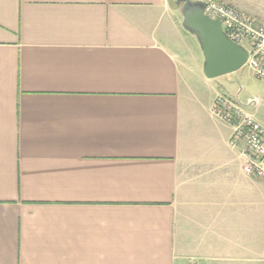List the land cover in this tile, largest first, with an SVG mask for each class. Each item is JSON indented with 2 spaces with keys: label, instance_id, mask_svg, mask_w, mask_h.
Listing matches in <instances>:
<instances>
[{
  "label": "crops",
  "instance_id": "1",
  "mask_svg": "<svg viewBox=\"0 0 264 264\" xmlns=\"http://www.w3.org/2000/svg\"><path fill=\"white\" fill-rule=\"evenodd\" d=\"M175 4L0 0V264H264V181L219 93L199 127Z\"/></svg>",
  "mask_w": 264,
  "mask_h": 264
},
{
  "label": "built area",
  "instance_id": "2",
  "mask_svg": "<svg viewBox=\"0 0 264 264\" xmlns=\"http://www.w3.org/2000/svg\"><path fill=\"white\" fill-rule=\"evenodd\" d=\"M202 3L205 14L213 20H220L228 37L248 51L245 66L264 82V22L220 0H203ZM212 113L232 127L231 147L246 143L244 172L264 181V127L225 95L216 97Z\"/></svg>",
  "mask_w": 264,
  "mask_h": 264
},
{
  "label": "rangeland",
  "instance_id": "3",
  "mask_svg": "<svg viewBox=\"0 0 264 264\" xmlns=\"http://www.w3.org/2000/svg\"><path fill=\"white\" fill-rule=\"evenodd\" d=\"M176 1L172 0L173 4ZM195 1L202 2L203 0ZM229 5L236 7L233 4ZM249 5L251 7L263 6L264 0H250ZM259 21L264 22V19H259ZM185 35L192 44L190 50L192 73L190 83L194 95L192 111L197 117L199 127H204V130L208 129L207 125L210 122L205 118L203 108L209 106L216 93L225 95L235 104L242 106L246 113L253 116L254 120L264 127V82L257 79L246 66L235 73L208 80L203 74L205 59L197 39L189 33ZM198 137L200 138V135Z\"/></svg>",
  "mask_w": 264,
  "mask_h": 264
},
{
  "label": "water",
  "instance_id": "4",
  "mask_svg": "<svg viewBox=\"0 0 264 264\" xmlns=\"http://www.w3.org/2000/svg\"><path fill=\"white\" fill-rule=\"evenodd\" d=\"M176 4L184 18L183 28L197 39L204 54L203 72L207 79L235 73L245 66L248 51L228 37L220 20L205 14L201 1L177 0Z\"/></svg>",
  "mask_w": 264,
  "mask_h": 264
}]
</instances>
